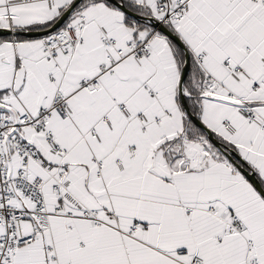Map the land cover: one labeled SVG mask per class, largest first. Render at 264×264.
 Masks as SVG:
<instances>
[{
  "label": "snow or ice",
  "instance_id": "1",
  "mask_svg": "<svg viewBox=\"0 0 264 264\" xmlns=\"http://www.w3.org/2000/svg\"><path fill=\"white\" fill-rule=\"evenodd\" d=\"M0 264H264V0H0Z\"/></svg>",
  "mask_w": 264,
  "mask_h": 264
}]
</instances>
